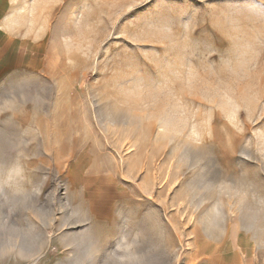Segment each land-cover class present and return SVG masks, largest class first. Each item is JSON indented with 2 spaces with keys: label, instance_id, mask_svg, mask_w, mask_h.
Listing matches in <instances>:
<instances>
[{
  "label": "rangeland",
  "instance_id": "rangeland-1",
  "mask_svg": "<svg viewBox=\"0 0 264 264\" xmlns=\"http://www.w3.org/2000/svg\"><path fill=\"white\" fill-rule=\"evenodd\" d=\"M0 264H264V0H0Z\"/></svg>",
  "mask_w": 264,
  "mask_h": 264
}]
</instances>
